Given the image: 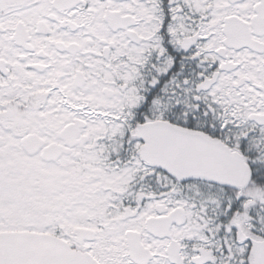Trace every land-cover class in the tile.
<instances>
[{
	"label": "snow or ice",
	"instance_id": "snow-or-ice-1",
	"mask_svg": "<svg viewBox=\"0 0 264 264\" xmlns=\"http://www.w3.org/2000/svg\"><path fill=\"white\" fill-rule=\"evenodd\" d=\"M0 264H264V0H0Z\"/></svg>",
	"mask_w": 264,
	"mask_h": 264
}]
</instances>
